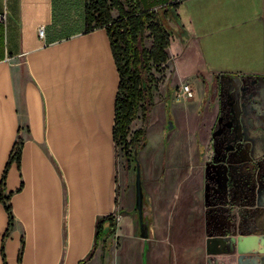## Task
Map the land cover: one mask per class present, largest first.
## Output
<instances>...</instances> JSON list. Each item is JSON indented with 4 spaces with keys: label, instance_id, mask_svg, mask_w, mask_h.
Here are the masks:
<instances>
[{
    "label": "crops",
    "instance_id": "crops-1",
    "mask_svg": "<svg viewBox=\"0 0 264 264\" xmlns=\"http://www.w3.org/2000/svg\"><path fill=\"white\" fill-rule=\"evenodd\" d=\"M80 1L0 0V12L7 15L6 23H0V196L3 193L9 197L13 213L10 224L0 200V264H91V255L99 245L96 240L99 220L118 215L119 233L127 230L121 226L122 213L125 214L128 203L126 195L119 194L121 183L114 136L120 75L107 30L97 28L86 32L84 21L82 30L75 29L74 12L81 6ZM139 2L142 8L155 11L175 7L179 27L170 23L179 33L184 31L181 35L177 32L172 35L167 49L170 70H167L163 97L167 126L163 129H169L170 122L173 127L169 130L174 129V114L180 109L183 115H188L190 110L195 114L183 149L172 146L171 150L167 135L160 134L163 147L160 145L158 169L163 167V171L156 175L150 164L145 183L162 184L172 175L181 185L188 183L198 191L199 180L200 197L205 199V205L201 202L198 206V199L195 203L200 229L198 259L205 262L211 253L218 260L222 258L213 264H221L223 258L227 259V264H264V218L260 220L262 229L258 234L242 237L236 230L228 240L218 237L216 205L210 206L204 187L208 158L200 160L199 157L212 149L207 141L209 124L204 122L201 127L200 118L208 121L210 117L202 115H221L227 99L221 92L217 95V90H211L212 85L216 83L217 89L223 91L238 75L264 82V0ZM113 15H117L116 10ZM41 27L45 28L44 39L39 37ZM196 31L198 40L192 34ZM222 33L225 37L220 38ZM216 34L219 37L213 38ZM210 37L225 41L228 54L239 56L236 61H243L242 68L210 66L203 58L199 43ZM176 51L185 57L198 53V68L186 67L183 71L187 74L181 77L182 85L191 86L193 78L198 80V96L194 91V99L180 103L175 94L179 70L176 56H180ZM222 72L234 76L221 78ZM181 123L178 118V124ZM18 139L23 143L20 163L13 161L9 165L2 190V178ZM146 140L141 152H145L149 143V139ZM168 150L171 164L167 162ZM180 150L191 153L183 163L182 174H176L179 166L174 160ZM147 159L145 154L144 160ZM207 172L213 176L216 171L210 167ZM144 193L146 209L164 217L163 237L157 245L160 250L157 252L153 243L151 258L153 263L156 256L166 261L174 246L167 214L169 211L171 216L177 209L176 206L172 209L165 196L153 186L145 188ZM183 208L179 207L178 215L183 213ZM125 217L131 228L130 217ZM145 217L149 221V242L155 225L149 212L148 218ZM107 224L105 221L102 234H107ZM209 231L214 237L204 234ZM179 232L176 241L181 238L183 229ZM147 242L143 245L150 246ZM186 247L192 246L179 245L181 250ZM182 254L186 257L185 251ZM112 264L122 263L117 258Z\"/></svg>",
    "mask_w": 264,
    "mask_h": 264
},
{
    "label": "rangeland",
    "instance_id": "rangeland-1",
    "mask_svg": "<svg viewBox=\"0 0 264 264\" xmlns=\"http://www.w3.org/2000/svg\"><path fill=\"white\" fill-rule=\"evenodd\" d=\"M86 1L81 0V6L77 7L74 12L73 19H75V25L77 26L75 29L77 31L83 28L82 14L83 5ZM193 23L197 30L198 24L195 19ZM185 24L189 27L188 21ZM212 28L216 27L213 26ZM192 34L198 40V31ZM176 36H178L177 33ZM218 37L219 35L217 34L213 36V38ZM221 37H225V35L222 33ZM172 42H176V40ZM144 43L147 48H150L152 38L145 36ZM199 43L202 44L203 58L210 66L230 70L242 68L243 61H236L239 56L228 54L225 41H219V39H212L210 37L209 39L199 40ZM195 54H191L190 56L186 55L187 57H185V54L176 56L179 59L177 65L179 70L175 78V82L178 85L175 86L176 96L177 88H181L180 86L182 85L181 77H185L187 74L183 69L190 66L198 68V53ZM174 67L175 65H173V69ZM167 68L170 70V66ZM166 70V68L163 69L166 75L165 79L162 78V80L160 79L158 81L155 101L147 118L145 130L149 143L145 152H141L142 148H139L137 158L140 162L142 182L145 185L143 186L144 191L145 188L153 186L154 189L161 192L160 194L162 196H165V199L168 200L172 209H175L176 206L177 211L175 214L170 216L169 211L167 214L168 224L171 227V243L174 245L171 248V255L166 258V261H163L162 256H156L153 263L150 250L152 249L153 243H155V250L157 252L160 250L157 245L163 237L164 217L162 214H158V212H151V210L146 209V206L144 207L145 215L148 218V212L151 214L155 225V232L149 242L145 241L150 246L147 244L143 245L144 240L139 236L138 219L134 211L135 163L132 158L133 148L129 146L125 149L123 140L118 138L116 142L118 153L117 162L118 176L121 183L118 189L120 195H126L128 207L124 212L131 219V228L129 220L122 213L123 220L121 226L123 230L127 227V230L119 233L118 222L116 223L114 232L101 234L98 239V248L96 247L91 255L93 258L91 264H112L117 258L122 264H213L214 262H220L222 259L220 257V260H218L208 252V257L205 259V262L202 258L198 259L197 245L200 229L197 226L195 203L198 199V206L201 202L205 205V199L203 200L200 197L202 191L199 180L198 191L188 183L181 185L179 181H175L176 179L174 178L172 179V175L167 177L162 184H158V182L153 183V185L145 183L146 171L150 164L156 175L159 174V171L161 173L163 171V167L162 169H158L160 166V145L163 147V143L161 144L160 141V134L165 133L167 135L168 147L171 150L172 146L177 147V149H183L186 143L185 141L189 137L192 123L195 120L194 112L192 113L190 110L188 115H183L180 109L174 114L176 120L174 129H163L165 126L164 119L166 118V101L163 98L167 88ZM221 74V78L225 79L234 76L233 73L226 74V72H222ZM238 76L237 78H233L230 81V86L226 87L223 91L217 89L216 83L211 87V90H217V95L221 92L227 98L225 103H223L224 109H222V114L202 115L210 117L208 121H203L202 117H198L200 118L201 127H204V122L209 124L207 141L212 145L211 151L199 153L200 160H206L208 158L205 166L206 177L204 181L205 192H207L206 197L208 198L207 200L210 206L212 205L211 207L216 205L214 217L219 226L217 232L218 237L226 240L230 237L231 232L236 230L240 231L242 237L248 234H258V230L262 229L260 220L264 218V82L259 79L244 78L243 75ZM190 83L193 91H196L198 96V91L200 90V88L198 89V80L193 78ZM210 96L213 98L212 94ZM183 100L185 99L178 100V103ZM224 112L227 114L224 115ZM178 118L182 121L181 125L178 124ZM142 124V119L134 120L129 130L127 142L131 140L134 129L140 128ZM190 153V151L184 152L180 150L174 160L175 164L179 166L176 169V174H182L181 168L184 161L190 156ZM145 154H147V160H144ZM167 162L168 164L171 162V153L169 150ZM210 167L215 168L216 172L213 176L207 172ZM179 197L180 199L178 200ZM180 206L182 208L184 207L183 213L178 215ZM204 218H206L205 215ZM180 229H183V233L181 238L176 241V237L180 235ZM204 234L208 235L209 238L214 237V233L210 231L204 232ZM182 244L191 245L192 247H186L181 250L179 249V245ZM183 251L186 252V257L182 254ZM101 254L102 256H99ZM223 259L221 264H227V259Z\"/></svg>",
    "mask_w": 264,
    "mask_h": 264
},
{
    "label": "trees",
    "instance_id": "trees-1",
    "mask_svg": "<svg viewBox=\"0 0 264 264\" xmlns=\"http://www.w3.org/2000/svg\"><path fill=\"white\" fill-rule=\"evenodd\" d=\"M117 15H113V11ZM84 31L105 28L109 34L116 65L120 75L119 91L116 98V115L114 136L123 140L125 149L135 151L146 144V123L149 112L155 101L158 81L165 79L164 68L168 70V47L175 32L173 22L179 27L175 7L160 10L142 8L139 0H87L83 6ZM147 34V35H146ZM145 36L152 38L150 48L144 43ZM166 70V72H167ZM162 72V74H161ZM161 75V76H158ZM136 119H142V126L134 129L131 140L127 142L129 130ZM22 140L15 143L6 171L2 178V190L5 186V175L13 161L20 163ZM136 168V167H135ZM0 200L7 211L10 224L13 213L9 197L2 195ZM107 221V234L115 231L116 220L109 217L97 223L96 240L103 233L104 222ZM22 250L19 254L21 261Z\"/></svg>",
    "mask_w": 264,
    "mask_h": 264
},
{
    "label": "water",
    "instance_id": "water-1",
    "mask_svg": "<svg viewBox=\"0 0 264 264\" xmlns=\"http://www.w3.org/2000/svg\"><path fill=\"white\" fill-rule=\"evenodd\" d=\"M173 127V124L170 122L169 129ZM134 156V163H135V206L134 211L137 214L138 219V225H139V236L144 241H147L149 239L150 235V228H149V221L145 217V193L142 183V177H141V167L140 162L137 158L138 151H135ZM241 247H238L239 253Z\"/></svg>",
    "mask_w": 264,
    "mask_h": 264
},
{
    "label": "built area",
    "instance_id": "built-area-1",
    "mask_svg": "<svg viewBox=\"0 0 264 264\" xmlns=\"http://www.w3.org/2000/svg\"><path fill=\"white\" fill-rule=\"evenodd\" d=\"M6 21H7L6 12H0V23L5 24ZM38 33H39L40 39L45 38V28L44 27H41ZM177 98L186 99V100L194 99V91L192 87L189 84H183L177 92ZM113 217L115 218L116 223H118L120 217L118 215H114Z\"/></svg>",
    "mask_w": 264,
    "mask_h": 264
},
{
    "label": "flooded vegetation",
    "instance_id": "flooded-vegetation-1",
    "mask_svg": "<svg viewBox=\"0 0 264 264\" xmlns=\"http://www.w3.org/2000/svg\"><path fill=\"white\" fill-rule=\"evenodd\" d=\"M225 114H227V113L224 112V115H225Z\"/></svg>",
    "mask_w": 264,
    "mask_h": 264
}]
</instances>
